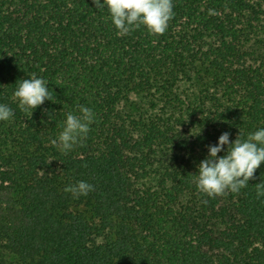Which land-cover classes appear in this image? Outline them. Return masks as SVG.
<instances>
[{"label": "trees", "instance_id": "obj_1", "mask_svg": "<svg viewBox=\"0 0 264 264\" xmlns=\"http://www.w3.org/2000/svg\"><path fill=\"white\" fill-rule=\"evenodd\" d=\"M173 11L118 35L93 0H0V264H264V163L238 193L196 187L208 145L264 127V0ZM33 76L56 102L31 115L14 90ZM80 105L94 122L65 154Z\"/></svg>", "mask_w": 264, "mask_h": 264}, {"label": "clouds", "instance_id": "obj_2", "mask_svg": "<svg viewBox=\"0 0 264 264\" xmlns=\"http://www.w3.org/2000/svg\"><path fill=\"white\" fill-rule=\"evenodd\" d=\"M93 4L100 11L107 9L118 35H127L141 25L150 34L162 35L174 16L173 0H93ZM48 85L47 80L36 76L21 79L14 90L19 109L32 115L46 100L56 102ZM13 115L12 108L0 104V121L7 122ZM94 118L92 109L84 105L79 106V115L69 112L62 131L52 140L53 145L65 154L72 151L87 137ZM230 135L223 132L216 144L208 145L207 156L198 165L196 187L209 197L228 191L238 193L264 163V127L249 133L246 139H240L239 133L234 141H230ZM221 152L224 154L219 155ZM256 187L257 197H264V183L256 184ZM93 190L94 186L83 180L65 188L75 198L87 196Z\"/></svg>", "mask_w": 264, "mask_h": 264}, {"label": "rangeland", "instance_id": "obj_3", "mask_svg": "<svg viewBox=\"0 0 264 264\" xmlns=\"http://www.w3.org/2000/svg\"><path fill=\"white\" fill-rule=\"evenodd\" d=\"M82 210H83V208L78 209V211H82Z\"/></svg>", "mask_w": 264, "mask_h": 264}]
</instances>
